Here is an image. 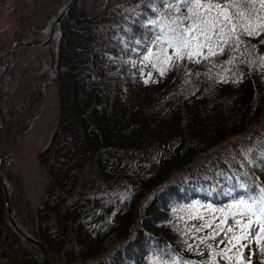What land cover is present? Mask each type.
I'll list each match as a JSON object with an SVG mask.
<instances>
[{
    "label": "trees",
    "instance_id": "1",
    "mask_svg": "<svg viewBox=\"0 0 264 264\" xmlns=\"http://www.w3.org/2000/svg\"><path fill=\"white\" fill-rule=\"evenodd\" d=\"M138 3L15 0L14 29L0 36V264H152L165 245L200 264L206 250H182L186 228L199 215L232 224L237 182L264 187V32L241 37L255 52L225 46L161 75L125 63L142 57L121 43L143 31L129 11ZM50 84L57 127L38 155L49 194L34 210L7 155ZM255 239L243 257L251 249L252 264H264Z\"/></svg>",
    "mask_w": 264,
    "mask_h": 264
},
{
    "label": "snow or ice",
    "instance_id": "2",
    "mask_svg": "<svg viewBox=\"0 0 264 264\" xmlns=\"http://www.w3.org/2000/svg\"><path fill=\"white\" fill-rule=\"evenodd\" d=\"M142 5L151 11L138 12ZM129 11L136 16L135 23L143 31L133 33L127 39L122 38V51L142 53V57H130L125 63H150L154 68L159 66L161 75L173 63L178 64L182 59L199 63L201 59L222 52L225 46L232 52L247 51L249 48L255 52V45L241 37L258 36L264 32V0H139ZM125 32L131 33V29H125ZM258 55L260 62L264 63V54ZM140 74H143V67ZM148 75L151 76V72ZM234 188L240 191H235L234 195L232 191L227 193L232 195L230 208L236 209L230 212L232 224L227 223V217H221L218 221L213 217L205 223L207 217L199 215L196 219L201 221L200 225L186 228L191 243L186 238L182 250L186 248L202 256L206 250L208 255L200 264H219V261L232 264L233 260L236 264H252L251 249L246 261L242 254L243 248L252 239L250 230L254 231L257 244L264 238V187L238 181ZM207 208L215 211L211 204ZM188 218L193 217L189 214ZM204 229H208L207 234L197 235L203 233ZM180 235L185 236V231ZM218 236L221 239L217 240ZM209 240L214 244L207 243ZM154 251L156 255L152 264H197L179 255L170 245Z\"/></svg>",
    "mask_w": 264,
    "mask_h": 264
},
{
    "label": "rangeland",
    "instance_id": "3",
    "mask_svg": "<svg viewBox=\"0 0 264 264\" xmlns=\"http://www.w3.org/2000/svg\"><path fill=\"white\" fill-rule=\"evenodd\" d=\"M15 24V0H0V36H10ZM59 113L58 87L48 85L36 103L29 127L18 134L13 149L8 152L7 165L21 178L20 198L28 208L38 209L44 205L48 194V176L38 160L39 153L50 143L57 127ZM88 168L80 173L79 181ZM10 212V207L8 205ZM13 223L14 221L11 220ZM51 224L54 225V222ZM254 234H251L253 236ZM254 252L264 261L262 242H254Z\"/></svg>",
    "mask_w": 264,
    "mask_h": 264
}]
</instances>
